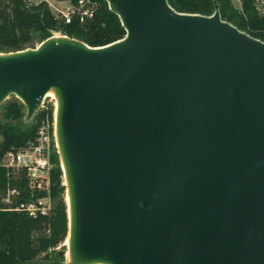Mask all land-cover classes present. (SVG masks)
Segmentation results:
<instances>
[{
	"label": "water",
	"instance_id": "water-1",
	"mask_svg": "<svg viewBox=\"0 0 264 264\" xmlns=\"http://www.w3.org/2000/svg\"><path fill=\"white\" fill-rule=\"evenodd\" d=\"M125 35L0 52V104L58 98L63 264H264V41L167 0H105Z\"/></svg>",
	"mask_w": 264,
	"mask_h": 264
},
{
	"label": "trees",
	"instance_id": "trees-1",
	"mask_svg": "<svg viewBox=\"0 0 264 264\" xmlns=\"http://www.w3.org/2000/svg\"><path fill=\"white\" fill-rule=\"evenodd\" d=\"M75 1V0H72ZM97 9L92 18L83 23L73 19L64 23L56 18L47 4L27 5L24 0H0V51L8 52L34 47L36 42L61 32L79 39L90 46H101L121 39L125 29L117 14L112 12L105 0H96ZM180 12L211 15L214 4L220 16L250 36L264 41V14H259L253 0H241L240 7L233 0H167ZM25 107L18 99L2 105L0 116V156L10 147H18L32 140L43 120L52 121L53 106L36 111L31 122H24ZM50 198L52 208L49 214L35 219L16 211L2 209L1 195L7 185L20 188L18 200L28 197L23 179L8 177L0 166V264H63L57 247L68 235L67 204L64 199L65 185L57 153L51 154ZM42 192H36L37 196ZM61 250L66 246L62 245Z\"/></svg>",
	"mask_w": 264,
	"mask_h": 264
},
{
	"label": "built area",
	"instance_id": "built-area-1",
	"mask_svg": "<svg viewBox=\"0 0 264 264\" xmlns=\"http://www.w3.org/2000/svg\"><path fill=\"white\" fill-rule=\"evenodd\" d=\"M27 5L47 4L50 11L56 18L61 19L64 23H70L77 19L79 23L93 17L96 9V0H24ZM241 5V0H233ZM67 2L65 6L60 3ZM256 11L264 14V0H253ZM45 96L42 98L41 103ZM2 135L0 134V143ZM58 155L54 114L52 121L43 120L39 124L34 138L24 145L10 147L0 156V166L6 170L8 177L23 179L28 197L24 200H18L20 188L7 185L1 195L2 209L6 211H16L25 216L35 219L50 213L52 201L49 195L51 186V161L52 152ZM62 169V167H61ZM36 192H42L40 196Z\"/></svg>",
	"mask_w": 264,
	"mask_h": 264
},
{
	"label": "rangeland",
	"instance_id": "rangeland-1",
	"mask_svg": "<svg viewBox=\"0 0 264 264\" xmlns=\"http://www.w3.org/2000/svg\"><path fill=\"white\" fill-rule=\"evenodd\" d=\"M67 1H71V2H73L72 0H67ZM67 2H63V3H60L59 5H61V6H65V5H67L66 4ZM233 4L236 6V7H238L239 8V3L237 2V1H233ZM53 35H55V36H59V35H65V34H62L61 32H54V34ZM38 43L36 42V44H35V46L37 45ZM34 46V47H35ZM1 52V51H0ZM13 99H18L15 95H13V94H11V95H9L8 97H7V99H5L1 104H0V116H1V112H2V105L3 104H5L7 101H9V100H13ZM19 100V99H18ZM49 104H52V106H53V114H55V103L53 102V100L50 98V97H45L44 99H43V101H42V103H40V107L38 108V110L39 109H41V108H44V107H46V106H48ZM25 110V109H24ZM36 113V112H35ZM32 119H33V117L31 118V120L30 121H28V122H31L32 121ZM23 120H24V122H26L25 121V119L23 118ZM64 175H63V172H62V180H63V184H64V177H63ZM65 185V184H64ZM66 190V189H65ZM64 199H65V202H66V193H64ZM62 245H65L64 243H62L60 246H58L57 247V249L58 250H61L62 249ZM66 246V245H65ZM67 249V248H66ZM65 249V250H66Z\"/></svg>",
	"mask_w": 264,
	"mask_h": 264
},
{
	"label": "bare ground",
	"instance_id": "bare-ground-1",
	"mask_svg": "<svg viewBox=\"0 0 264 264\" xmlns=\"http://www.w3.org/2000/svg\"><path fill=\"white\" fill-rule=\"evenodd\" d=\"M45 97H50L53 102L55 103V114H54V121L56 122V118H57V109H58V98L56 96V93H55V90L53 88H50L46 94L44 95ZM61 167H62V170H64V165L61 163ZM64 176V184L67 185V180H66V176L65 174H63ZM66 190H65V193H66V204H67V209H69V195H68V188L65 187ZM65 245L68 246V236L64 242ZM65 258H66V261H70L71 258H70V251H69V248L67 247L66 249V252H65Z\"/></svg>",
	"mask_w": 264,
	"mask_h": 264
}]
</instances>
